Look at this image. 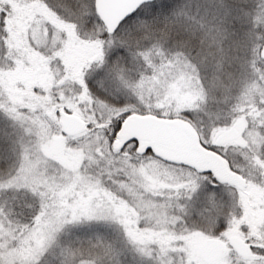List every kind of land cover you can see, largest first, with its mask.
Here are the masks:
<instances>
[{
    "label": "snow or ice",
    "instance_id": "6c2138e0",
    "mask_svg": "<svg viewBox=\"0 0 264 264\" xmlns=\"http://www.w3.org/2000/svg\"><path fill=\"white\" fill-rule=\"evenodd\" d=\"M210 7L212 27L169 0H0V130L16 160L0 174V264H121L127 252L131 264H264V225L251 222L264 211V72L234 94L223 78L234 9ZM255 19L264 24V0ZM22 20L51 87L10 83ZM196 39L218 50L211 63L189 54ZM76 47L86 55L67 61ZM104 175L126 183L114 192ZM81 226L94 234L63 240ZM198 233L227 247L195 256Z\"/></svg>",
    "mask_w": 264,
    "mask_h": 264
},
{
    "label": "rangeland",
    "instance_id": "374dc122",
    "mask_svg": "<svg viewBox=\"0 0 264 264\" xmlns=\"http://www.w3.org/2000/svg\"><path fill=\"white\" fill-rule=\"evenodd\" d=\"M210 26L211 24H209V27ZM19 28L20 30L17 36L15 37V42L13 44V47L20 50L24 58L19 62L20 67L17 71L7 74L9 77L10 83L14 87L17 83H26V82L32 81V82L46 83L49 87H51L55 83L54 69L50 66L48 58L44 57L40 53H37L36 50L32 48L31 44H29L28 31H29L30 25L24 23L22 20L20 22ZM259 32H261V38L257 39L258 42L256 46L255 55L253 57H250V60L247 57V59H245L243 62V67L245 68L244 73L247 77L246 79H252L253 77H255L256 79H259V74L261 72H264V57H263L264 42L263 43L261 42L262 40H264V37H263L264 24H261V23L259 24ZM236 44H240V43L236 42ZM242 44L251 46L252 42L245 43L243 39ZM66 55H67V61L76 62L81 57L86 55V52L84 49L76 47V48L70 49ZM228 66H226V72L228 71L227 68L229 69ZM250 66H253L254 71L253 69H250ZM248 71L249 73H247ZM235 75H238L239 78L243 80V78L241 77L242 71ZM239 78L234 77L235 81L237 82L234 86L235 93L239 92L240 90V84L238 83L240 81ZM0 82H3V81L0 80ZM201 83H203V81H201ZM236 85H238V89H236ZM15 90L21 91V89H18V88H16ZM0 129H2V124H0ZM8 130L12 131L11 128H9ZM2 140H3V132L2 130H0V174L11 171L16 163V160L14 157H12L11 155H8L7 153L3 151L6 145L2 143ZM52 151L58 152L60 151V149L54 146ZM17 211L22 212L23 209L17 208ZM251 222L258 226L264 225V211L254 213L252 216ZM85 233H89L90 235L94 234V229H90L86 226H81L80 229H73L71 234L64 235L63 240L64 241H75L78 238V236L82 239L87 240L90 238V235H85ZM104 234L108 236L109 238H114V239L119 238V234L114 229L105 230ZM240 235L241 233L239 232V230H237L233 234V238L235 237L240 238ZM209 241H210L209 238L205 237L203 233H198V234L193 235L189 239V247L195 256H199L203 258L201 256L200 251L202 249V246ZM162 242L165 244H168L167 240H163ZM120 243L123 246L127 247V245L122 239ZM172 250L175 251V248L173 247ZM130 255L133 256L131 252H127V254L123 256L127 258ZM48 259L52 261V264H57V259L55 255H49ZM131 262L127 261V264H131Z\"/></svg>",
    "mask_w": 264,
    "mask_h": 264
},
{
    "label": "trees",
    "instance_id": "16d2710c",
    "mask_svg": "<svg viewBox=\"0 0 264 264\" xmlns=\"http://www.w3.org/2000/svg\"><path fill=\"white\" fill-rule=\"evenodd\" d=\"M169 2L179 5H186L190 13L194 17L198 16L201 21L207 23L208 26L209 24H211L212 20L216 19L215 9L210 7V5L213 3V0H169ZM224 3L231 5L234 11L232 16L228 18L225 24V27L229 34V39L224 45L225 63L223 68V78L225 80H228L229 76H232L233 78H239V76L235 74L242 71L241 77L243 79H246L247 77L244 73L245 68L243 67V62L245 59H247V57L250 60V57H253L255 55L258 42L257 39L261 38V32H263H259L260 23H257L255 19V11L258 5V0H224ZM236 9H242L244 13H251V19H249L247 15H243V13L235 11ZM221 19L223 18L221 17ZM217 23H219V21H217ZM212 26L213 25L211 24L210 27ZM243 39L245 43L252 42V45H243ZM236 42L240 44H236ZM261 42L263 43L264 40H262ZM202 43L204 44L203 49ZM201 51L208 53L210 63L212 51H217V55H219L218 50L210 51L207 47L206 42H203L200 39L194 40L189 48V54L195 57L200 54ZM226 66L229 67V69L227 68V72ZM250 69H253V66H250ZM247 73H249V71ZM203 75L207 77L209 73L205 72L203 73ZM239 79L241 80V78ZM236 89H238V85H236ZM234 91L235 90L233 89V92ZM234 94L236 93L234 92ZM121 246L123 245L121 244ZM133 258L134 257L132 255L127 258L122 255L120 256L121 264H127V261L131 262Z\"/></svg>",
    "mask_w": 264,
    "mask_h": 264
},
{
    "label": "clouds",
    "instance_id": "9594fccd",
    "mask_svg": "<svg viewBox=\"0 0 264 264\" xmlns=\"http://www.w3.org/2000/svg\"><path fill=\"white\" fill-rule=\"evenodd\" d=\"M97 151H99V150H97ZM101 158H103V154H101ZM83 164H84V160H80L77 164V167H79L80 165H83ZM101 167H103V165H101ZM88 175L89 176H99V169L98 168H92L88 172ZM100 179L103 180L104 184L109 188V190H112L114 192L119 190L117 187L118 184L126 183V181L124 179L120 178L119 176H116L115 178H113L111 176L104 175V176H101ZM127 195H128V193L125 192L120 198L123 199ZM73 229L74 228L69 227L68 230L66 231L65 235L71 234Z\"/></svg>",
    "mask_w": 264,
    "mask_h": 264
},
{
    "label": "water",
    "instance_id": "95a60500",
    "mask_svg": "<svg viewBox=\"0 0 264 264\" xmlns=\"http://www.w3.org/2000/svg\"><path fill=\"white\" fill-rule=\"evenodd\" d=\"M263 57H264V49H263ZM75 120H76L75 117L68 118L69 124L73 131H76ZM234 239H238V238H234ZM226 247L227 245L224 242H215V243L211 242L206 244L203 247V254L205 259L218 255L220 250Z\"/></svg>",
    "mask_w": 264,
    "mask_h": 264
}]
</instances>
